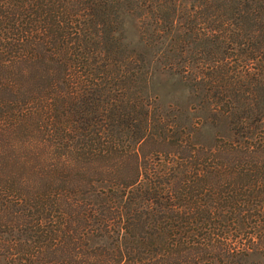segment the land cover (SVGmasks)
I'll return each instance as SVG.
<instances>
[{
  "label": "trees",
  "instance_id": "trees-1",
  "mask_svg": "<svg viewBox=\"0 0 264 264\" xmlns=\"http://www.w3.org/2000/svg\"><path fill=\"white\" fill-rule=\"evenodd\" d=\"M262 260L264 0H0V264Z\"/></svg>",
  "mask_w": 264,
  "mask_h": 264
},
{
  "label": "rangeland",
  "instance_id": "rangeland-1",
  "mask_svg": "<svg viewBox=\"0 0 264 264\" xmlns=\"http://www.w3.org/2000/svg\"><path fill=\"white\" fill-rule=\"evenodd\" d=\"M125 42L131 48L141 49L139 42V32L137 22L134 19H126L124 23ZM147 68L150 71L149 88L153 96L156 97L157 104L163 111L172 106L184 107L189 101L188 90L179 82L176 76L164 71L156 63V58L152 52L147 51ZM264 264V260L261 261Z\"/></svg>",
  "mask_w": 264,
  "mask_h": 264
}]
</instances>
